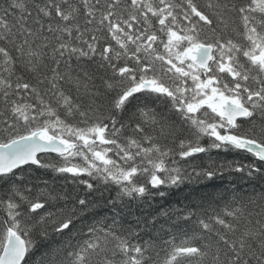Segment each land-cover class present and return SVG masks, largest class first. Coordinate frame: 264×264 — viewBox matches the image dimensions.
I'll return each mask as SVG.
<instances>
[{
	"label": "snow or ice",
	"instance_id": "snow-or-ice-1",
	"mask_svg": "<svg viewBox=\"0 0 264 264\" xmlns=\"http://www.w3.org/2000/svg\"><path fill=\"white\" fill-rule=\"evenodd\" d=\"M0 264H264V0H0Z\"/></svg>",
	"mask_w": 264,
	"mask_h": 264
},
{
	"label": "trees",
	"instance_id": "trees-1",
	"mask_svg": "<svg viewBox=\"0 0 264 264\" xmlns=\"http://www.w3.org/2000/svg\"><path fill=\"white\" fill-rule=\"evenodd\" d=\"M162 107V106H161ZM215 156V154H213ZM219 159L224 158V154H221ZM237 157L234 154H229L228 159H236ZM201 163V161H196ZM44 179L49 181V187H55L60 189L62 187H71L70 185H65L62 179H56L53 177L52 173H40ZM234 188L245 189L247 185L243 181L236 180L234 177L226 176L224 179H217L214 182H208L207 184L202 185H181L179 188H173L171 190H165L167 195L163 198L158 195L148 197L144 201H135L128 202V207L123 210V217L125 223H134L135 218H147L150 219L156 216L163 211L171 210L177 207H184L185 205L190 204L194 198H199L204 192H213V193H229L230 190ZM155 191V190H153ZM112 197L116 195L115 189L110 190ZM109 197V192H105V198ZM109 216L115 215V210L107 211ZM161 227L167 229L168 224L165 222L164 218L161 216L159 222L156 225L157 230H160ZM161 235H165L164 232H161ZM179 236V233H176ZM167 238V237H166Z\"/></svg>",
	"mask_w": 264,
	"mask_h": 264
}]
</instances>
